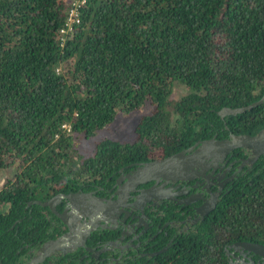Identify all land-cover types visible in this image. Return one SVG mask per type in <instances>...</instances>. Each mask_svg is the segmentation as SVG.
<instances>
[{
  "label": "trees",
  "instance_id": "16d2710c",
  "mask_svg": "<svg viewBox=\"0 0 264 264\" xmlns=\"http://www.w3.org/2000/svg\"><path fill=\"white\" fill-rule=\"evenodd\" d=\"M73 1L0 0V176L12 174L0 187V264L55 236L56 217L30 201L105 187L121 167L216 132L264 128V102L217 114L264 94V0H85L62 40ZM143 107L132 140L100 135L79 153L78 135ZM235 189L154 264H214L222 231L263 242L264 156Z\"/></svg>",
  "mask_w": 264,
  "mask_h": 264
},
{
  "label": "flooded vegetation",
  "instance_id": "af4514ba",
  "mask_svg": "<svg viewBox=\"0 0 264 264\" xmlns=\"http://www.w3.org/2000/svg\"><path fill=\"white\" fill-rule=\"evenodd\" d=\"M231 133L229 132L228 135ZM214 135L218 138L217 132ZM250 156L249 150L234 149L224 156L221 161H218L217 166L208 167L204 172L199 169L198 172L188 173L191 178L183 176L175 180L159 178L156 181L151 179L147 183L138 185V191L130 192L126 199L121 200L114 211L115 219L113 222L110 220L108 222L100 221L98 224L91 225L84 245H75L71 251L66 253L56 250L38 264H154L158 255L166 253L176 238L184 234L190 235L194 227L212 215L215 208L201 218L195 208L202 201L197 200L190 203V199L197 195L201 199H210L211 195L215 194L217 195L216 206L221 201L225 203L231 196L230 194L236 190L238 179H243L244 176L250 173L255 163L264 155L260 156L252 165L244 161ZM164 157L166 156L159 154L153 157L152 160ZM144 162L146 161L121 167L114 179L110 183H106L105 187L97 186L88 190L78 188L65 194L78 191L93 192L99 197L116 199L120 197L118 192H122L124 189L128 173L135 170L139 163ZM161 185L163 186L160 188ZM152 186H159L160 189H154V195L149 194L153 198L147 200L143 197L142 192L152 188ZM169 186L172 190L163 194L161 189ZM138 195L142 196L140 203L134 204L138 200ZM56 209L59 212L70 209L69 201L62 199L61 202L56 204ZM52 214L56 217L51 224V230L55 236L40 242L37 247H32L31 243H24L18 252L16 264L27 263L46 241L70 232L62 220L54 213ZM256 220L261 221L260 219ZM232 229L229 228L230 231ZM241 230L245 232L253 231L252 233H254L256 228L245 226ZM221 233H224L222 238L218 236L220 232L214 237L215 242L221 245H217L218 250L215 252L218 259L214 264H264L263 256L249 251L244 245V243L264 244V241L258 242L247 239L230 241L229 239L227 242L228 234L225 231ZM23 249H26V251L21 253ZM212 254L214 255L213 250Z\"/></svg>",
  "mask_w": 264,
  "mask_h": 264
},
{
  "label": "water",
  "instance_id": "95a60500",
  "mask_svg": "<svg viewBox=\"0 0 264 264\" xmlns=\"http://www.w3.org/2000/svg\"><path fill=\"white\" fill-rule=\"evenodd\" d=\"M262 102H264V94L257 101L245 106L236 108L223 107L217 111V114L221 118H224L226 115H236ZM238 148L249 150L251 156L244 161L250 165L254 164L260 156L264 155V128L255 134L231 133L228 137L222 139L216 138V135H214L211 138L199 140L191 147L164 158L139 163L135 170L128 173L124 189L122 192H118L120 197L116 199L99 197L93 192L78 191L69 194L58 193L45 201H30L28 204L37 203L41 206L48 207L52 213L62 220L70 232L46 241L25 264H38L46 257L52 255L56 250H61L63 253H66L71 251L75 245H84L91 225L98 224L100 221L108 222L110 220L113 222L115 219L114 211L121 200L126 199L130 192L138 191V185L147 183L151 179L156 181L159 178L175 180L183 176H186L185 178H191L188 173L198 172L199 169L204 172L208 167H215L218 165V161H221L230 151ZM160 188L159 186H152V188L144 190L142 192L144 194L143 197L147 200L153 198L149 194L154 195V191ZM161 190L163 194H166V192H170L172 189L169 186ZM141 197L138 195V200L134 204L140 203ZM62 199L69 201L70 209H64L62 212H59L56 209V204L61 202ZM216 199L217 195L215 194L211 195L210 199H201L197 195L190 199V203L196 202L197 200L202 201L195 209L201 215V218H203L215 208L217 203ZM244 245L249 251L264 257V244L244 243Z\"/></svg>",
  "mask_w": 264,
  "mask_h": 264
},
{
  "label": "rangeland",
  "instance_id": "374dc122",
  "mask_svg": "<svg viewBox=\"0 0 264 264\" xmlns=\"http://www.w3.org/2000/svg\"><path fill=\"white\" fill-rule=\"evenodd\" d=\"M148 107H143L129 114H120L116 117L105 130L101 131L97 136L85 137L84 135H78L76 137L77 147L80 154H87L92 149L93 143L97 138L102 135H106L109 139L125 142L132 140L135 136L134 128L136 122H138L141 115L147 113ZM10 172L2 173L0 176V187L7 176H11Z\"/></svg>",
  "mask_w": 264,
  "mask_h": 264
},
{
  "label": "built area",
  "instance_id": "2783aa9c",
  "mask_svg": "<svg viewBox=\"0 0 264 264\" xmlns=\"http://www.w3.org/2000/svg\"><path fill=\"white\" fill-rule=\"evenodd\" d=\"M85 0H75L72 2L71 10L68 16V27L63 28L60 30V33L62 34L61 39H65V35L72 29V23L75 21H78L77 14H78V6L82 4ZM67 127L66 125H64Z\"/></svg>",
  "mask_w": 264,
  "mask_h": 264
}]
</instances>
